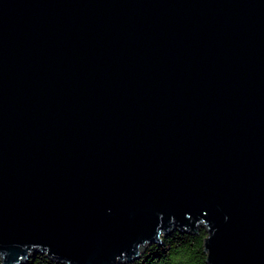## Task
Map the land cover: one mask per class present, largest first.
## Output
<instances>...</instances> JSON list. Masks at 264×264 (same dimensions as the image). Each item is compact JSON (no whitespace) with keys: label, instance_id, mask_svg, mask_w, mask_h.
Here are the masks:
<instances>
[{"label":"water","instance_id":"obj_1","mask_svg":"<svg viewBox=\"0 0 264 264\" xmlns=\"http://www.w3.org/2000/svg\"><path fill=\"white\" fill-rule=\"evenodd\" d=\"M202 225L264 264V0H0L2 264Z\"/></svg>","mask_w":264,"mask_h":264},{"label":"trees","instance_id":"obj_2","mask_svg":"<svg viewBox=\"0 0 264 264\" xmlns=\"http://www.w3.org/2000/svg\"><path fill=\"white\" fill-rule=\"evenodd\" d=\"M207 236L208 231L203 225L197 231L173 230L163 236L160 243L148 245L139 258L124 264H208L205 252ZM22 264L66 263L55 261L44 253H37Z\"/></svg>","mask_w":264,"mask_h":264}]
</instances>
